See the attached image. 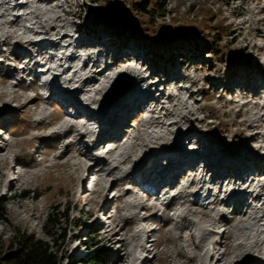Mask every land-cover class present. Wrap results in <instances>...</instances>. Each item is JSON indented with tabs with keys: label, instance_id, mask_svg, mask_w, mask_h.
Masks as SVG:
<instances>
[{
	"label": "clouds",
	"instance_id": "1",
	"mask_svg": "<svg viewBox=\"0 0 264 264\" xmlns=\"http://www.w3.org/2000/svg\"><path fill=\"white\" fill-rule=\"evenodd\" d=\"M17 2L26 5V7L13 11V6ZM77 3L80 5L91 4V0H56V3L51 6L41 3V0H0V44L8 43L9 47L4 49L6 54L11 52V45L16 42L27 47L34 55L37 49L32 47L31 42L47 38L59 41L61 45L60 49H49L42 55H35V59L31 63L29 58L25 57L22 61L11 64V67L20 70L24 69L25 65L31 67L37 61L45 65L38 69L43 75L37 81L35 91H29L26 94L19 93V97H17L12 85L21 78H26L28 83H31V78L26 77L23 72H17L16 78L8 81L6 91L0 89V109H3L5 105L13 109H20L27 99L33 97H39L43 101L38 106L29 108L27 115H21V119L30 125L27 136L22 137L19 142L8 136H4V140L0 141V147H7L11 144L15 149V156L35 158L33 165L35 171H31L16 164L14 159H9L5 163L3 157H0V196L17 195L25 190H31L34 194L37 188L44 187L43 180L48 168L56 164H70L67 175L76 181L75 196L77 198L81 191V182L87 180L86 186L89 193H98L100 203H103L105 196L108 199L115 198L119 201L116 205L119 212L110 213L117 225L123 226L125 220L132 222L130 230L120 233L119 239L123 241V244L116 245V247H119V254L123 259L115 260L113 258L115 264H143L145 258L159 257L161 253H167L165 259L169 264H184V261L177 258V252L194 259L195 264H218V261L224 258L223 250L217 245V242L221 240V232H226L225 240L231 241L233 259L243 261L246 256H251L264 264V177L253 174L247 180L225 181L221 187L219 182L211 183V173L206 171L205 162L200 160L194 170H186V174L180 177L175 188L165 184L158 193L151 191L152 194L149 195L145 186L139 187L130 183L134 165L144 157L145 153L151 149L159 150L162 146H171L175 142L177 129L187 131L191 127L189 120H204L206 118L207 113L201 112V108L204 106H198L189 94L181 92V89H189L193 93H198L201 89L209 87L204 83L205 76L224 79L223 72L219 75L217 72L198 73L195 69L181 66L180 72L187 77V80L179 83L173 80L166 88H162L161 91H164L165 95L160 99L159 104L155 101L147 103L137 117L139 124L134 123L138 130L131 131L130 136L119 147L114 142H106L99 147H93L100 135V123L96 120H89L85 116L77 118L74 107H68L67 111L70 115H62L54 119L55 109L48 101L53 76H60L59 83L62 88L70 91L81 88L84 79L92 75L93 72L91 65L88 71L83 70L84 62L90 57L94 63L99 56L100 65L94 70L96 72L103 71V76H98V82L94 85L83 86L78 98L93 112L100 111L106 94L110 92L121 73L136 80L141 90H148L151 84L158 82L157 79L150 78L152 69L149 64L145 63L142 57L137 58L133 53L122 56L134 57L131 62H125L120 67L104 71L105 57L108 64H111L114 59L104 44L77 49L75 41L80 39V33L73 26L71 17L65 14L77 11ZM241 5L246 9L245 15L240 20H234L229 16V24L241 26L247 22L252 26L264 27V25L258 24V21L264 20V17L259 15V8L264 7V3L257 0L253 4L252 0H248V3L244 4L243 0H234L232 7L236 8ZM217 7L221 6L217 5ZM14 16H21L22 19L18 25L11 26L9 21ZM53 25L56 28L55 32L50 30ZM45 32L48 33L47 36L43 35ZM36 33H41V35H36ZM65 33L69 39L61 40ZM256 43L259 47H264V42ZM70 55H76L78 58L71 65L67 62V57ZM49 56L55 57V59L49 60ZM2 59L4 58L0 57V60ZM259 60L261 68H264V56H260ZM69 66L72 71L65 74L64 69ZM167 78L163 73L159 77V79ZM234 88V95L228 96L227 99H235L237 107L235 109L229 107L227 113L229 115H232L233 112L242 113L239 122L243 127L241 129L232 128L231 134L225 135V141L229 144L233 143L237 131H242L247 137L256 135L257 139L250 142V147L264 156V100L259 103L246 102L242 98L244 93L241 89L235 86ZM262 94H264V89H262ZM169 97L172 99L170 100ZM196 99H200V97L197 96ZM246 103L249 105L248 107H245ZM211 105L217 110L221 108L215 99L211 101ZM235 120L236 117L233 115L232 120L225 121V123L232 124ZM41 125L43 127H40ZM196 129L200 132L209 131L200 125H196ZM0 135L3 133L0 132ZM57 136L60 139L54 148L42 149L37 152V149L41 147L40 139ZM25 140L32 142L26 149L22 147ZM198 140L197 136H192L190 140L185 139L187 150L190 152L199 151ZM85 145L93 150L88 152ZM70 148L80 156H86L87 160H58ZM97 158H102L106 163L94 166L90 174L91 162ZM161 163L166 166L167 158L162 159ZM36 165L42 167L36 168ZM13 167L15 171L12 170ZM11 181L16 182V187L14 192L9 193ZM113 181L124 182L110 191ZM209 189L212 190V196L205 199L208 197ZM234 190L241 192L246 190L251 193L248 197L250 207L246 209V215L239 218L232 214L231 207L221 203V201L227 200ZM126 192L132 194L126 196ZM197 192L200 193V203L194 206L193 201L196 199ZM257 196L261 199L256 200ZM173 198H175V203L171 208H168L167 204ZM91 199L95 200L96 196H92ZM62 202L67 203L63 199ZM75 202L74 200L73 203ZM17 203H27V201H17ZM85 203H87V198H85ZM142 209H147V211H142ZM63 210L61 208V211ZM152 214L169 221L162 233L161 225L145 221L144 218L150 217ZM221 216H226L233 223L230 226L224 225L220 220ZM73 218L75 219V217ZM84 219L91 223L87 216ZM100 219L104 220L105 217L101 215ZM152 229H156L157 234L151 235V239H149ZM113 230L118 231L119 229L114 225ZM102 235L108 237L109 233L106 231ZM161 242L167 247H158ZM189 243L194 244L199 251H186ZM113 244H115L114 241ZM72 247L79 248L81 256L88 254V249L79 247V242L73 244ZM109 264H112V261H109Z\"/></svg>",
	"mask_w": 264,
	"mask_h": 264
},
{
	"label": "rangeland",
	"instance_id": "2",
	"mask_svg": "<svg viewBox=\"0 0 264 264\" xmlns=\"http://www.w3.org/2000/svg\"><path fill=\"white\" fill-rule=\"evenodd\" d=\"M134 1L139 2L140 0H91V4L85 3L80 5L77 3V11L65 13L67 16L71 17L73 26L82 36L80 39L76 40V48H87L85 43H87L90 38L96 39L95 37L97 36H103L104 39H108L106 43L112 44L110 48L118 51L127 50V48L124 47L127 43L130 44L131 42L137 44L140 54L136 56L137 58L142 57L144 62L149 64V67L152 69L151 78L159 79L161 73L168 77L167 79H159L160 81L154 85L152 89V94L154 96L162 88V85L167 86L173 80L177 82V79H180L179 81L187 80V77L180 72L181 66H186L188 69H195L198 73L217 72L219 75V73L223 72L225 76L224 79L205 76L204 83L209 85V87L201 89L198 93H193L189 89H181V92H187L198 106H204L201 108V112L207 113V116L204 120H189L188 122L191 127L187 131L177 129L175 142L171 146L165 147L174 146L176 140H183L185 135H187V138L200 136L206 138L211 143L216 142L220 152L216 158L207 160L205 167L206 171L211 173V183L216 184L219 182L221 187H223L227 178L233 182L239 180L237 172L227 174L223 171L230 163L239 164V162L244 160L249 166L253 164L256 165L259 168L257 171H261L264 175V156H261L250 147V142L257 139L256 135L247 137L242 131H237L233 143L229 144L225 141V135L231 134L232 128L241 129L243 127L239 122L242 118V113L233 112L232 115L227 113L229 107L233 109L237 107L235 99H227L228 96L234 95V86L241 89L242 93H244L242 98L246 102L251 101L252 103H259L264 100V94H262V89H264V68H261L259 60L260 56H264V47H259L256 43L264 42V27L252 26L247 22L241 26L229 24V16L234 20H240L246 12L243 5L233 8L232 5L234 0H191V2L190 0H156L159 3L166 4V13L164 17H157L156 13L158 10L156 12V9H151L148 14L134 11L131 7ZM256 2L257 0H252L253 4ZM260 2L264 3V0H260ZM41 3L51 6L56 3V0H41ZM243 3L247 4L248 0H243ZM217 5L221 7H217ZM25 7L26 5L17 2V4L13 6V11L22 10ZM259 15L264 17V7L259 8ZM21 19V16H14L12 20L9 21V24L11 26H16ZM258 24L264 25V20L258 21ZM79 40H81L80 46H78ZM95 43L97 44L98 42ZM3 44L4 45L0 44V49L6 54L3 48L9 47V45L7 42ZM56 45L57 42L55 43V47L53 46L45 49L46 52L49 49H55ZM88 47H91V45H88ZM210 48L211 51L208 52ZM128 51V53H131V50ZM9 55V57L15 59L16 62L21 61V55H30L31 63V61L35 59V55L40 54L34 55L27 47L16 42L14 45H11V52ZM206 56L209 58H205ZM98 58L99 56L97 59ZM128 58L122 59L119 57L117 59V66L120 67L123 63L131 62V60L134 59V57L131 56ZM48 59L53 60L54 58L49 56ZM74 59L75 62L77 59ZM6 60L7 64L5 63ZM6 60L3 61L5 64L0 66V89L4 91L7 90L8 81L15 79L17 75L16 71L14 72L13 67H11L10 61L12 60L10 58ZM89 60H91V57L87 61ZM69 64L71 65L72 63L69 62ZM173 65L175 67L174 69L172 68ZM16 70L18 72L21 71L20 69ZM84 71H87V69H84ZM13 73H16V75L12 77ZM64 73L66 74L65 69ZM98 76H100V74H98ZM93 78L94 74L84 80L82 87L93 85ZM118 79H120L122 85L117 86V83L113 85L112 91L106 94L101 108L102 105L103 107L107 106L108 101H111L112 97L118 92H123L128 84L127 82L131 78L127 74L121 73ZM18 80L20 83L14 84L17 97H19V93L26 94L29 91H33L30 89L26 91L23 90L24 88L22 87H25V83H27L26 78ZM59 81L60 76L54 78L52 83H59ZM164 93L165 92H163V94ZM197 96H199L200 99H196ZM57 98L59 99V97L56 96L52 98L48 97L50 105L55 109L54 119L61 117L63 114L68 115L67 110L69 103L66 104L65 102L66 105L62 107V103ZM214 99L221 105L219 110L211 105V101ZM159 101L155 100L157 104H159ZM41 102L43 101L40 99L34 100L30 98L27 99L26 103L22 105L20 109H13L5 105L4 107L7 106L6 109L10 110V114H5L7 120L0 123L4 131L3 136L0 137V141H3L2 137L8 136V133H10L9 137L17 142H19L22 137L27 136L30 125L25 120L21 119V115H27L29 108L38 106ZM248 106L249 105L246 103L245 107ZM139 114L135 113L132 117L129 118L128 116L126 118L125 121L128 123L124 127L125 133H130L131 130L126 127H131L134 123L139 124L137 119ZM233 115L236 117L235 122L232 124L225 123V121L232 120ZM196 125L207 128L209 131L200 132L196 129ZM40 127H43V125ZM140 127H143V125H140ZM249 130L252 129L249 128ZM59 139V136L40 139L41 147L37 149V152H40L42 149L54 148ZM106 140L108 142L109 139H104V143H106ZM236 141H239V143H236ZM30 143L32 142L25 140L22 147L26 149L29 147ZM183 144L186 145L184 142ZM152 151L157 155L164 154L162 147L159 150L151 149V152ZM14 152V147L9 144L1 154V156H3V161L7 163L9 159H14L16 164L28 168L31 171H35V168H33L35 164L34 157L20 158L19 156H15ZM200 152H203L201 151V147ZM145 156H148V154L145 153ZM167 157H172V154H167ZM191 158L193 159L194 157L191 156ZM59 159L69 161L73 159L87 160V157L80 156L74 149L70 148V150L66 151L58 160ZM105 163L106 162H103L100 165ZM156 163L160 165L161 162L157 160ZM70 166V164H56L48 168L43 180L44 187L42 189L37 188L34 194L31 190H26V196H21L20 194H6L0 196V258H4L8 253L17 249V239L21 234H31L35 238L47 243L48 246H51V249L55 251L58 256L59 264H83L85 260L87 263L84 264H89L88 262L92 259L93 262L90 264H107L110 260H113L114 256L120 253L119 247L117 248L119 251L116 249L117 251L115 252V245L107 241L106 237L102 235L106 232L105 229L110 227V225L103 224L100 219L99 213L101 210L98 208L102 207L100 206L102 203L99 202V194L89 193V191L85 190V187L81 188L79 198H77L75 196L76 181L73 177L67 175ZM40 167L42 166L36 165V168ZM175 167H177V165ZM185 168L194 170L196 166H187ZM164 169H173V167H171V164L164 165ZM253 169L254 168H251L246 172H251ZM12 170L15 171V168L13 167ZM57 173H59V175H57ZM213 173L218 175L214 177L212 175ZM185 174L186 173L178 174L177 180L179 181L180 177ZM137 177L140 176L137 175ZM125 180H127V178H125ZM11 182L13 185H9V193L14 192L16 187V182ZM123 182H116L111 190L115 189ZM130 183L134 186H140L137 182L133 183L130 181ZM156 192L158 193V191ZM131 194V192H127L125 195ZM233 194L238 195L239 199L227 205L224 204V201H221V203L231 207L232 214L239 218L246 215V209L250 207L248 204V197L251 193H248L246 190L243 192L234 190L231 195ZM195 195L196 199L193 201L194 206L200 203V193L197 192ZM92 196H96V199H91ZM211 196L212 190L209 189L208 197L205 199L211 198ZM85 198H87V203H85ZM106 198L107 196L104 197V200ZM62 199L66 200L67 203H63ZM255 199L260 200L261 197L257 196ZM74 200L76 201L75 203H73ZM17 201H27V203H17ZM118 203V200L111 199L109 204L104 205L103 209L107 208L111 210ZM174 203L175 198L169 201L167 207L171 208ZM63 205L66 210L64 209L65 217L61 219L57 212ZM90 208L91 210H89ZM116 210L119 212L118 208ZM142 211H147V209H142ZM95 214L98 215L96 219H94ZM85 216L88 217L91 223L84 219ZM73 217H75V219ZM49 218L56 222L55 226H52V220ZM223 219L228 218L226 216L220 218L224 225L227 224L226 226H230L233 223V221H223ZM145 221L161 225V233L163 228H166L169 224V221L164 220L156 214L146 217ZM101 224L103 228L99 229ZM114 225L116 228H122L112 238L117 240L121 232L130 230L132 222L130 220H125L123 226H120L117 225L116 220L113 219V221H111V226ZM113 231L112 227L110 232ZM57 233L62 234V236L57 235ZM155 234H157L156 229L153 231V235ZM220 236V248H226L227 257L232 256L233 251L230 247L231 241L225 240L226 232H221ZM77 242H79V247L88 249L87 255L81 256L79 254V248L72 247V245ZM120 244L122 245L123 241ZM158 247L163 248L167 247V245L161 242ZM186 251L197 252L199 249H197L194 244L189 243ZM165 256H167V253H161L159 257L153 256L151 259L146 258V260H152L149 262L150 264H169ZM176 256L179 260L184 261V264H195L194 259L188 258L179 252L176 253ZM239 262H245L247 264H254L257 262L256 264H259L261 261L251 256H246L243 261L234 259L227 264H237Z\"/></svg>",
	"mask_w": 264,
	"mask_h": 264
},
{
	"label": "bare ground",
	"instance_id": "3",
	"mask_svg": "<svg viewBox=\"0 0 264 264\" xmlns=\"http://www.w3.org/2000/svg\"><path fill=\"white\" fill-rule=\"evenodd\" d=\"M50 30L52 32H55L56 31L55 26L53 25ZM40 34L41 33H37V35H40ZM43 35L47 36L48 33L45 32V33H43ZM66 37H68V35L65 33V35L62 36L61 39H64ZM81 37L82 36L80 35V38ZM95 38L96 39L90 38L87 41V43H85L87 48H88V45H91V47H95V45L104 44L105 47L107 48L108 52L109 53L112 52V54L114 56L113 62L111 64H108L107 60H105L104 71L118 67L117 66V59L119 57H121L122 59H127L128 57H122V56L128 55L129 54L128 50H131V53H133L137 56H139V54H140L139 50H138L139 47L135 43H131V42H130V44L127 43L124 46L127 48V50H125V51L119 50L118 51L116 49L110 48L112 46V44L106 43V42H108V39H104L103 36H97ZM56 42L58 43L59 41H55L52 39L45 38L43 40L31 42V44H32V47H35L37 49L36 54L42 55L46 52L45 49H48L49 47H53V46L55 47ZM95 42H98V43L96 44ZM39 44L43 45V46H40ZM80 44H81V40H79L78 46H80ZM2 45H4V44H2ZM92 45H94V46H92ZM60 47L61 46H59L58 48L56 47V48L60 49ZM75 47H76V44H75ZM0 52H1V49H0ZM101 55H103V54H101ZM25 57L29 58V61L31 60L30 55H21L20 56L21 61ZM74 58L78 59L76 55H72L70 57H67L68 64H69V62L73 63L75 60ZM105 59H106V57H105ZM4 60H6L5 57H4V59L0 60V63H1L0 65L3 64ZM12 61L16 62L15 59H13V58H12ZM38 64H39V62L33 64L31 67H28L27 65H25V68L22 69L21 71L23 73L26 72V75H30L31 71H33ZM90 65L93 68L92 74H94V78L92 79V84L94 85L96 82H98L97 81L98 74H100V76H103V71L96 72L94 70L96 67H98L100 65V59L99 58L96 59V61L94 63L92 62V59L89 61H85L84 65H83V70L87 69V71H88ZM172 68L173 69L175 68L174 65L172 66ZM13 71L14 72L16 71V73L18 72L15 68H13ZM69 71H72L71 66L65 68L66 73ZM16 73H13V74H16ZM35 75H37V73H35ZM40 75H43V73L41 72ZM57 77H58V75L53 76V79L57 78ZM86 79H88V77ZM86 79H84V80H86ZM154 79H156V78H154ZM157 80H158V82L160 81L159 79H157ZM115 83L118 84L117 86L122 85V83L120 82V79H118ZM127 83H128L126 85L127 88L125 87L123 92L120 91L116 95H114L112 97V100L108 101L107 106L103 107V105H102V108H100L99 112H93L89 108L87 109V107L85 105L81 104V102L79 101V98H78L79 94L82 91L81 88H77L75 90L70 91L68 89L62 88L59 83L54 84L51 81V84H50L51 94L49 97L52 98L54 95L60 96V99L63 101V103L66 102V103H69L70 105L76 106L75 114H76L77 118H79L81 116H85L89 120H96L100 123V128H101L100 135L96 141V144L93 147H99L100 145L104 144V139H109L108 142H114L117 145V147H119L120 145L123 144L125 139H127L130 136V134H124L123 133L124 127L128 123L125 121L126 118L128 116L130 118V117H132V115L134 113H137L136 110L139 107L145 108V106L147 105V103L149 101H155V97L152 96V89L156 83L151 84L149 86L148 90H141L139 88L138 82L132 78ZM12 87H13V89L16 88L14 85H12ZM23 90L26 91V89H23ZM110 91H112V89ZM154 91H156V90H154ZM74 96L76 97V99L78 101L75 100ZM33 99L34 100L35 99L42 100L39 97H33ZM169 99H170V97H169ZM6 108H7V106L4 107L3 109H0V123L5 122L7 120V118L5 117V114L6 115L10 114L9 113L10 110H8ZM198 138H199L198 143L200 144L201 151H203V152H200V150L195 151V152H190L187 150V145L183 144L185 139L190 140V138H187V135H185V138L183 140L177 139L176 144L172 147L162 146V150L164 152V154H162V155H157V154L153 153V151L151 152V150L148 151L146 153V154H148V156L144 155V157L138 162V164H136L134 166L133 172L131 174L132 175L131 182L135 183V182L139 181L142 184H147L149 186H152L154 188V191L159 190L165 184L169 185L172 188H175V186L178 183V180H177L178 174L186 173L187 169L185 167L196 166L200 160L205 161V164H207L206 163L207 160L216 158L220 152L218 150L216 142L211 143L206 138H203L200 136H198ZM81 141L83 142L82 139H81ZM105 142H107V140ZM5 149H6V147H0V157H3V156H1V154L5 151ZM91 149H93V148H89V149L87 148V151L90 152ZM167 154H172V157H170V158L167 157ZM190 154H191V156L194 157L193 159L191 158ZM165 158H167V160H168L167 165L171 164V167H173V169L165 170L164 165L162 163H160V165H157V163H156L157 160H160V162H161L162 159H165ZM103 162H106V161L103 160L102 158H97L94 161H92L91 165L89 167V173L90 174L92 173L94 166L100 165ZM176 165H177V167H175ZM251 168H254V169L251 172H246V171H249V169H251ZM258 169L259 168L256 165L253 164L252 166H249V164H247L246 161L243 160V161L239 162V164L238 163H230L227 168L223 169V171H225V173H227V174H233V173L237 172L238 173V179H239L238 181H242V180H247L246 178H248L249 176H251L253 174H255L256 176H259V177H262V176L264 177V175L262 174L261 171H257ZM134 175H136V177H137V175L140 176V177H137L138 180H136V177ZM212 175L215 177L218 174L213 173ZM245 175H248V177H246ZM227 181H230L229 178H227ZM116 182H118V181H113L111 188ZM121 182H123V181H121ZM86 183H87V180L83 181L81 183V188L86 187L85 190L88 191ZM9 185L11 186V185H13V183L10 182ZM111 188H110V191H111ZM148 194L150 195V193H148ZM113 199L116 200L115 198H113ZM237 199H239L238 195H235V194L230 195L227 200H224V204L227 205L230 202L235 201ZM110 200L111 199H108V197H107L103 201V203L100 204V206H102V207H100L98 209L102 210L104 208V205L109 204ZM97 216L98 215L95 214L94 219H96ZM222 217L223 216H221L220 218H222ZM113 219L114 218H112L111 221H113ZM144 219H146V217ZM226 220H229V219H223V221H226ZM225 225H227V224H225ZM112 227H107L105 229L109 233V235H108V237H106V239L111 244H113V241L115 242V244H113V245H115V252H116L118 250L117 249L118 247H116V245H121L120 243L122 241L119 239V237L117 240L112 239V238L122 228L118 227V229H119L118 231L114 230L113 232H110ZM153 231H154V229H152L150 237H151V235H153ZM150 237H149V239H151ZM217 245L219 247H221V240L217 242ZM225 245H226V241H225ZM222 250L224 253V258H223V260L218 261V264H227V263L234 260L233 259L234 253L232 256L227 257L226 248L222 249ZM225 255H226V257H225ZM114 258H115V260H122L123 259V257L120 256L119 253L116 256H114ZM115 260H112V264H115ZM150 261H152V260L147 261L145 258V260L143 261V264H150L149 263ZM256 263L257 262H255L254 264H256ZM100 264H104V263H100ZM107 264H109V263H107ZM237 264H247V263L239 262ZM259 264H262V263L259 262Z\"/></svg>",
	"mask_w": 264,
	"mask_h": 264
},
{
	"label": "trees",
	"instance_id": "4",
	"mask_svg": "<svg viewBox=\"0 0 264 264\" xmlns=\"http://www.w3.org/2000/svg\"><path fill=\"white\" fill-rule=\"evenodd\" d=\"M131 7L134 11L143 12L146 14H148L151 9H156V12L158 10L156 13L157 17H164L166 13V4L159 3L156 0H140L139 2L134 1L131 4ZM209 51H211V48L210 50L208 49V52ZM26 194V190L20 193L21 196H26ZM61 208L65 209V206L63 205ZM57 214H59L61 219L65 217L64 210L61 211L60 209ZM50 220H52V226H55L56 222H54L53 219ZM57 235L62 236L60 233H57ZM17 244V249H14L12 252L8 253L4 258H0V264H59L58 256L56 252L51 249V246H48L47 243L35 238L31 234L19 235ZM92 262L93 259L88 263L90 264ZM84 263H87V261L85 260Z\"/></svg>",
	"mask_w": 264,
	"mask_h": 264
}]
</instances>
